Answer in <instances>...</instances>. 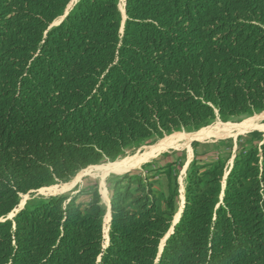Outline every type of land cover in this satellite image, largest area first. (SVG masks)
<instances>
[{"label":"trees","instance_id":"16d2710c","mask_svg":"<svg viewBox=\"0 0 264 264\" xmlns=\"http://www.w3.org/2000/svg\"><path fill=\"white\" fill-rule=\"evenodd\" d=\"M0 0V264H264V144L193 160L179 220L158 172L126 173L104 209L21 194L151 136L264 111V0ZM164 203V207L161 206Z\"/></svg>","mask_w":264,"mask_h":264},{"label":"rangeland","instance_id":"374dc122","mask_svg":"<svg viewBox=\"0 0 264 264\" xmlns=\"http://www.w3.org/2000/svg\"><path fill=\"white\" fill-rule=\"evenodd\" d=\"M77 1L78 0H70L64 11V15L56 19L51 26L57 25ZM117 4L120 11V7L124 6V0H117ZM122 25H124V16L121 15V28ZM257 116H259L258 118L260 119L256 120L257 123L259 122L258 124L260 126H264V111L255 112L251 115H239L227 119H223L217 115L202 129H181L174 133L164 135L161 138L156 136L146 138L139 143L124 148L121 154L115 160H109L106 158L102 159L97 164L90 165L84 169L79 170L65 182L53 183L38 190L21 194L17 207L11 213H9L5 219H11L14 214L19 209L23 208L24 205H26L28 202L45 199L55 195L76 197V200L78 202H80L82 205H85L87 203V200L90 199L91 192L94 190H96L99 194V203L103 207L104 211L106 210V205L103 198V193L107 195L109 200L110 212L111 188L117 179H120L126 173H145L146 171L157 172L166 169V171H170V178H167L165 174L158 172L159 175L156 176L157 180L155 181L154 188L164 195L169 194L171 191L175 193L176 211L171 220L172 226L173 223L177 221L179 215H181V212H178V210L182 204L183 188L185 187L186 174L191 162L193 160L201 164L222 162L225 169H228L232 165L236 155L241 151L246 150L252 146L260 147L261 144H264V129L261 130L256 128H245L242 130H238L237 128H235L237 125L239 126L241 124H244L246 120H252ZM227 127H231L232 129H228ZM210 128L211 130L213 129L218 133L206 138H195L192 136L194 133L200 130H210ZM172 135L180 136L181 139H178V141H176V143L174 144L154 150L150 157L144 162L140 163L138 166L123 172L102 173L103 168L107 167L110 163L124 158L145 154L150 149L155 147L160 140ZM189 136L191 137L189 140H187L186 137ZM66 184L71 185V187L67 190L64 189V185ZM161 206L164 207V203H161ZM105 212L103 215V233L105 238L104 244H106L108 240L107 235L110 222V218L108 224L104 222ZM162 241L163 239L161 240L160 245Z\"/></svg>","mask_w":264,"mask_h":264},{"label":"bare ground","instance_id":"6f19581e","mask_svg":"<svg viewBox=\"0 0 264 264\" xmlns=\"http://www.w3.org/2000/svg\"><path fill=\"white\" fill-rule=\"evenodd\" d=\"M120 11H121V15L124 16L123 7H120ZM258 117L259 116H257L256 118H253L252 120H249V121L246 120V122L244 124H241L239 126L237 125L235 128H237L238 130H242V129H245V128H256V129H261L262 130V129H264V126H260L258 124L259 122L257 123L256 120L259 119ZM230 128H228V129H230ZM217 133H218L217 131H215L213 129L211 130V128H210V130H208V129L200 130V131L194 133L192 136L195 137V138H206V137H209V136H211L213 134H217ZM190 137L191 136L186 137V139L189 140ZM178 139H181V137L180 136H176V135H172L170 137H166V138L160 140L159 143L155 147L150 149L145 154H141L140 156H132V157L124 158V159H121V160H118V161L110 163L107 167L103 168L102 173L103 174L104 173H109V172L117 173V172L126 171L128 169H132V168L138 166L140 163L144 162L146 159H148L150 157V155L153 153L154 150L159 149V148L164 147V146H168V145L174 144V143H176V141H178ZM70 187H71L70 184L64 185V189L65 190L69 189ZM103 198H104V201H105V204H106V214L104 216V222L106 224H108L109 217H110L109 201H108V197H107V195L105 193H103Z\"/></svg>","mask_w":264,"mask_h":264},{"label":"water","instance_id":"95a60500","mask_svg":"<svg viewBox=\"0 0 264 264\" xmlns=\"http://www.w3.org/2000/svg\"><path fill=\"white\" fill-rule=\"evenodd\" d=\"M123 13H124V21H125L124 6H123ZM66 14H67V13H66ZM122 28H123V25H122ZM122 28H121V30H122ZM179 217H180V215H179ZM179 217H178L177 221L179 220ZM177 221L173 223V225L171 226V228L168 230L167 234L163 237V241H162L161 245H159V252H161L165 240H166V239L168 238V236L172 233V231H173V227H174V225L177 223ZM107 239H108V235H107Z\"/></svg>","mask_w":264,"mask_h":264},{"label":"crops","instance_id":"0c3cea01","mask_svg":"<svg viewBox=\"0 0 264 264\" xmlns=\"http://www.w3.org/2000/svg\"><path fill=\"white\" fill-rule=\"evenodd\" d=\"M184 191H185V187L183 188V196H182V204H181V207L179 208V210H178V212H181V209H182V205H183V200H184ZM87 201H89V200H87ZM109 201V200H108ZM106 205V204H105ZM105 209H106V206H105ZM106 211V210H105ZM110 213V212H109ZM105 214H106V212H105ZM178 216V215H177ZM110 218V217H109Z\"/></svg>","mask_w":264,"mask_h":264}]
</instances>
